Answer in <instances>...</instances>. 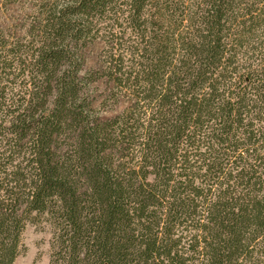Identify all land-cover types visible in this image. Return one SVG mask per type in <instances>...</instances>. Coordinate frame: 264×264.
<instances>
[{
    "label": "trees",
    "instance_id": "obj_1",
    "mask_svg": "<svg viewBox=\"0 0 264 264\" xmlns=\"http://www.w3.org/2000/svg\"><path fill=\"white\" fill-rule=\"evenodd\" d=\"M31 6L0 24V264L41 214L48 264H264V0Z\"/></svg>",
    "mask_w": 264,
    "mask_h": 264
},
{
    "label": "rangeland",
    "instance_id": "obj_2",
    "mask_svg": "<svg viewBox=\"0 0 264 264\" xmlns=\"http://www.w3.org/2000/svg\"><path fill=\"white\" fill-rule=\"evenodd\" d=\"M33 0H0V24L5 26H18L30 17ZM102 42L96 40L84 47L85 68L95 66L98 62ZM98 91L103 84L97 82ZM53 226L44 214L28 221L21 234V247L15 257V264H48L50 253V240Z\"/></svg>",
    "mask_w": 264,
    "mask_h": 264
}]
</instances>
